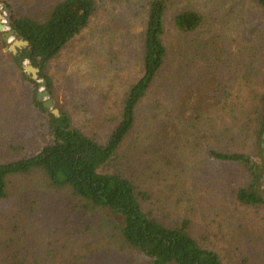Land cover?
Instances as JSON below:
<instances>
[{
  "label": "rangeland",
  "instance_id": "1",
  "mask_svg": "<svg viewBox=\"0 0 264 264\" xmlns=\"http://www.w3.org/2000/svg\"><path fill=\"white\" fill-rule=\"evenodd\" d=\"M3 1L18 15L45 19L62 0ZM150 1L96 0L89 25L47 67L54 86L51 114L54 109L60 117L67 114L74 127L99 141L110 137L121 121L124 96L144 75ZM166 2L164 42L170 52L165 69L104 171L133 180L145 210L163 224L189 220L194 238L225 263L264 264V207L244 206L236 198L237 189L250 182L249 173L209 153L213 146L241 148L229 126L245 121L242 114L253 111L252 99L264 90V10L256 0ZM184 11L204 15L197 32L183 33L176 26V16ZM0 67L5 74L0 163L5 164L50 145L52 119L33 106L32 87L5 58L0 57ZM44 91L39 87L38 93ZM191 99L198 100L195 114H202L197 120L185 114ZM169 126L179 134L169 135ZM253 150L248 153L264 164V148ZM115 222L119 219L111 211L85 208L70 188L55 189L41 172L12 178L9 198L0 201V264L14 256L26 264H146L121 241Z\"/></svg>",
  "mask_w": 264,
  "mask_h": 264
},
{
  "label": "trees",
  "instance_id": "2",
  "mask_svg": "<svg viewBox=\"0 0 264 264\" xmlns=\"http://www.w3.org/2000/svg\"><path fill=\"white\" fill-rule=\"evenodd\" d=\"M264 10V0H256ZM10 10L9 27L18 38L29 42V46L6 53L0 32V57L17 70L23 80L32 87L33 106L51 116L49 130L52 143L44 146L37 154L30 153L23 159L0 163V201L9 198V181L15 177L29 176L41 172L50 184L58 190L70 188L83 206L89 210L111 211L119 222L114 223L121 241L130 250L142 255L146 264H227L222 255L203 247L193 236L191 222L182 220L172 227L163 224L143 207L141 191L136 183L118 171L106 172L134 129L141 102L148 97L157 77L165 69L170 50L164 42V16L166 0H151L146 6V30L143 35L144 75L130 88L122 100L121 121L105 141L85 134L73 126L67 114L56 117L38 100L39 82L32 79L24 69L25 62L40 70L39 80L46 83V90L52 95L53 82L47 73L52 60L80 35L89 25L98 10L96 0H62L52 8L48 17L40 19L18 15L14 6L0 1ZM204 15L195 11H184L175 18L176 26L183 33L197 32L203 25ZM0 67V80L5 77ZM264 88V87H263ZM251 99H249L250 101ZM198 100L187 103L185 113L189 120L200 118L196 109ZM185 106V107H186ZM253 111L242 114L244 122L233 120L229 128L237 132L236 150L230 146L209 147L210 157L218 162L245 168L250 182L236 191L238 202L244 206L264 207V164H259L248 153L252 146L260 153L264 143V90L252 99ZM189 111V114H188ZM173 137L179 134L174 126L167 128ZM231 130H227L230 133ZM253 138V139H252ZM251 139V140H250ZM251 142L252 146L247 144ZM20 149H23L20 147ZM16 150V148H14ZM2 264H26L20 259L8 257Z\"/></svg>",
  "mask_w": 264,
  "mask_h": 264
},
{
  "label": "water",
  "instance_id": "3",
  "mask_svg": "<svg viewBox=\"0 0 264 264\" xmlns=\"http://www.w3.org/2000/svg\"><path fill=\"white\" fill-rule=\"evenodd\" d=\"M0 11H3L2 14H0V32L3 33V38L5 43L9 44V49L7 52H13L14 54H17L18 50H22L24 48H27L29 46V42L28 41H24L22 39H16L14 42H11V39L14 38H18V34L14 31V30H6V25H5V16H8L10 10L7 7H4L2 4H0ZM24 69L26 71V73L28 75H30L32 77L33 80L38 81L39 82V74H40V70L37 68H34L33 66L29 65V66H24ZM41 89H46V83L43 82L40 84L39 86ZM43 99H47L46 102H44V107L46 109H50L53 106V101H52V96L49 92L44 91V92H39L38 93V100L41 101ZM53 115H55L56 117H60V113L59 110L54 109L53 111ZM262 147L264 148V144L262 145Z\"/></svg>",
  "mask_w": 264,
  "mask_h": 264
}]
</instances>
